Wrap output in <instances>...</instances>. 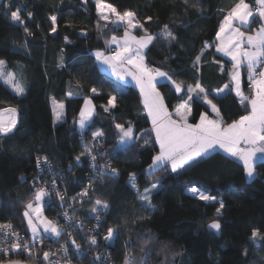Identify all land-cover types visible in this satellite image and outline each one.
<instances>
[{
	"label": "trees",
	"instance_id": "obj_1",
	"mask_svg": "<svg viewBox=\"0 0 264 264\" xmlns=\"http://www.w3.org/2000/svg\"><path fill=\"white\" fill-rule=\"evenodd\" d=\"M111 4L119 12L132 11L155 39L145 51L148 65L167 72L173 80L182 83L183 91L176 93L171 82L157 85L165 105L173 110L186 100L188 86L196 83L209 93V98L220 109V118L229 124L247 114L234 91L217 94L225 84L232 87L231 63L215 51L214 38L227 10L238 0H100ZM31 34L23 26L14 24L10 14L0 7V60L15 74L24 87L22 95L0 82V109L14 106L18 110L16 129L0 134V223L12 220L20 231L29 229L26 205L34 200L37 159L45 157L57 173L64 175L66 190H75L89 181L88 157H75L92 147V133L103 131L100 141L98 166L111 164L118 170L115 176L97 174L92 189L82 202L79 216L85 222H94L92 209L97 199L110 208L100 215L99 230L84 228L73 231L71 238L64 234L69 245L76 243L88 253L76 264H264V237L252 238L258 228L264 232V159L255 164V179L249 180L243 164L220 151L198 159L177 172L170 165L149 175L147 167L159 151L149 130L150 121L142 104L140 92L133 85H122L104 73L98 66L93 51H110V40L121 35L122 29L101 19L97 12L98 0H13ZM27 12L33 16L29 20ZM55 15L56 31L52 32L50 17ZM151 17V20H147ZM167 30L176 36L171 45L163 39ZM257 22L253 21L252 26ZM136 34L144 31L137 28ZM170 39V38H169ZM212 45L205 47V43ZM199 64L194 66L197 55ZM95 87L98 94H93ZM244 78L243 90L249 94ZM71 93V95H69ZM202 95L192 93L191 122L201 113L212 115ZM110 96H116L117 106L110 112L104 107ZM90 99L95 113L84 130L78 126L79 113L85 99ZM63 104V119L53 122V101ZM131 123L137 138L125 148L114 125ZM147 141V143L145 142ZM92 150L99 152L98 147ZM71 166V170L68 167ZM135 177L137 189L143 193L153 183L150 204L153 210L140 206L136 189L129 180ZM196 185L205 193L223 201L225 207L217 216L216 202H205L189 195L185 189ZM45 216L62 224L57 209L48 205ZM219 219V232L207 225ZM109 228L119 233L111 243L104 237ZM95 235L97 245H90ZM151 241L145 244V241ZM258 244V246H257ZM105 249L104 261L92 260L94 253ZM58 248L48 242L36 245L31 254L15 256L29 263L44 264L43 253L59 255ZM147 253V255H145Z\"/></svg>",
	"mask_w": 264,
	"mask_h": 264
},
{
	"label": "snow or ice",
	"instance_id": "obj_2",
	"mask_svg": "<svg viewBox=\"0 0 264 264\" xmlns=\"http://www.w3.org/2000/svg\"><path fill=\"white\" fill-rule=\"evenodd\" d=\"M185 2H187V0H185ZM256 4L259 5L257 13L261 20V26L254 35L246 34L241 31L239 27H234V22L236 21H238L241 26L250 24L253 11L246 0H238V2L227 11L216 33L217 40L220 42L217 45V51L224 52L226 55L231 56L234 62L233 71L231 73V80L234 84V88L230 87L229 84H225L223 88L217 90V94L223 93L225 89H229L230 91H235L237 96H241L240 73L238 69L242 62V58L247 62L248 76L254 90L250 99L241 96L240 103L245 104V101H247L245 104L246 109L250 105V110L247 111V114L240 116L238 120H234L230 124H225L222 118H219L220 109L217 107V104L209 98V93L206 92L200 83H196L194 88L188 86V98L176 106L174 112H170L165 105L164 97L156 87L158 83L157 78H166L169 80L176 93H181L184 90L182 83L176 82L167 72L161 71L159 68L148 67L144 63V58L141 55L142 49L146 48L158 37L147 32L144 25L136 20V14L134 12L124 11L121 13L111 4L100 5V0H98V12L101 10V7L107 8L108 13L117 16L118 21L125 26L124 43L122 45L119 44L118 38L113 36L112 43L117 44L114 53L106 56L103 52H97L96 58L105 64H109L112 67V71L121 79L131 77L140 89L147 115L151 118L153 126L152 131L155 133L156 142L159 144V153L152 158L153 162L149 165V175L162 167H167L169 164L171 166V171L177 172L178 169H183L185 166L190 165L198 159H204L210 156L211 153L219 147L231 157H235L238 161L242 162L244 172L249 180L255 179L257 153L264 154V0H256ZM0 7H2L7 14H10L11 21L14 24L18 23L23 26L25 33L31 34L25 19L21 15L24 11L22 7H15L13 0H0ZM32 16V12H27L29 20ZM101 19L107 21L108 16L102 14ZM50 20L52 23L51 31L55 32L57 18L55 15H52ZM147 20H151V17H148ZM164 27L163 39L167 40L168 44L171 45L177 38L173 33L167 30V25ZM137 28L142 29L144 34L140 36L131 35L130 30ZM225 34H227L226 40L224 38ZM245 40L248 48L243 47ZM211 46L212 45L207 42L205 43V47ZM202 54L203 53L196 56L194 66L199 64ZM5 64L6 61L0 60V79H4L6 83L11 84L16 95H22L24 93V87L23 84L16 79L15 74L9 72L5 77ZM124 65H128V68L125 69L123 67ZM257 67H260L262 70L257 72ZM91 92L93 94H98V90L95 87L91 88ZM194 92L197 93V95L203 94V102L210 107L211 111L215 113L216 117L219 119H211L207 113H201L198 123L189 122V118L192 116L190 101L193 99L192 93ZM69 95H71V93H69ZM116 106V96H110L107 100V104L103 107L105 112H110L112 109L116 108ZM58 107L62 110L63 104H60ZM8 111L13 115L7 123L0 120V134L2 135H8L16 128V109L13 108ZM93 113L94 108L92 107L91 100L86 98L84 107L79 113L80 118L78 123L81 130L86 128L87 122L91 120ZM56 116L57 119H61L62 112H57ZM114 127L119 134L120 141L123 143L127 144L136 138L131 123L127 125L116 123ZM103 137V131L92 133V147L85 144L84 151L75 157V161L78 164L81 160V156L87 155L91 158L93 162L92 167L97 170L98 174L110 177L115 176L118 174L117 169L111 168L108 164L100 165L99 167H97L96 164L97 154L93 153L92 148L98 147ZM145 142L147 143V141ZM44 160L45 163H47L46 157ZM37 164L38 166L40 164L39 158L37 159ZM69 170H71V166ZM37 183H39V181L34 180V188ZM130 186L132 189H136V195L140 201V206L148 210H153L150 200L152 190L156 189L158 185L153 183L151 188L146 189L143 193L139 192L134 181H130ZM51 191H55L59 199L64 201L65 197L56 189L54 179ZM91 191H94V189L91 188L90 184L82 193L78 194L81 196V202L83 197L88 196ZM187 191L201 201L218 203L219 207L216 208L217 216L221 214V210L225 207L223 201H216V197L205 193L194 184L190 185ZM49 194V191L43 187L35 188L33 193L36 202L42 201ZM73 200H75V197H73ZM95 205H97V207L92 209V213L95 214L94 218L97 220L99 226L100 215L106 214V210L110 208V205L107 202L102 203L99 199L95 201ZM26 207L32 209L33 204L29 202ZM35 211L39 213L38 208L35 209ZM24 216L28 218V225L33 234V244L38 239L42 240V237H39L37 234L38 230L32 220L31 213L26 211ZM37 218H39V216ZM41 222L43 223L44 232H51L56 237L62 234L61 229L57 227L55 222L47 218H44ZM221 227L219 219L213 220L208 224L209 229L216 230L217 232L220 231ZM5 228L10 229L11 225L0 224V229ZM13 234L16 235V241L11 244V248L7 251L27 250L30 255L31 246L26 242L22 243L18 234ZM117 235H119L118 232L113 228H109L107 235L104 237V241L106 243H111ZM251 236L252 238L257 236L264 237V232H261L258 228H254L251 232ZM4 239L7 240L8 237L5 236ZM151 239L152 238L149 237V240L144 243H149ZM89 243L90 245H97L95 235L89 237ZM71 244L79 251L80 245L76 244L74 239L71 240ZM3 251L5 250L0 249V252ZM145 255H147V253H145ZM43 257L44 260H48L49 252L45 251ZM97 259H100V257H97ZM0 264H2V262H0ZM8 264H20V262L9 260Z\"/></svg>",
	"mask_w": 264,
	"mask_h": 264
},
{
	"label": "built area",
	"instance_id": "obj_3",
	"mask_svg": "<svg viewBox=\"0 0 264 264\" xmlns=\"http://www.w3.org/2000/svg\"><path fill=\"white\" fill-rule=\"evenodd\" d=\"M258 8L259 7L257 4L253 5L254 12H257ZM115 50L116 49H113L111 51V53L113 54ZM261 70L262 69L260 67H257V72H259ZM13 108L16 109L15 119L17 121V124H16V127H17L18 122H19V114H18L17 108L14 106H7L4 108H1L0 109V120L7 123L12 118V115H13L8 110L13 109ZM98 148H99V152L95 153L93 151L94 154H97V158H96L97 167H99L98 166L99 157H103V155H104L100 151V148H101L100 144H99ZM87 157H88V172L86 173V176H87V178H89V181H87L85 185H83V186L79 187L77 190H75L72 195L69 194L70 191L66 190V186H65L66 182L64 181V175L62 173H57L48 159H47V163H45V160L42 159V160H40L39 166L37 164V167H38L37 171L38 172L34 176V180L39 181V183H37L38 188L43 187L46 190H48L50 193L48 196H46L39 203H41L43 209L48 205L49 206L53 205V207L57 209L58 218L63 221L62 224H60V225L57 224V227L59 229H61L62 233L64 234V237L71 238L73 231L83 230L84 228L91 230V231H94V232L99 230V226H98L97 220L95 218H94V222L88 223V222L84 221L82 216L78 215L79 214L78 212L82 207V202L88 197V196L83 197V200L81 202V196L78 194L82 193L90 184L92 187V185H93L92 180L94 179V176L97 174V170L93 169V167H92L93 162H92L91 158L89 156H87ZM108 165H110V167L112 168L111 164H108ZM53 179L55 180L56 189L59 191V193L61 195H63L65 197L64 201H61L59 199V197L56 195L55 191H51ZM187 188L185 189V191L189 195L193 196L191 193H189L187 191ZM73 197H75V200H73ZM34 203H36L35 198L32 201V204H34ZM65 214H67V215H65ZM99 219H100V223H101V221H102L101 216L99 217ZM100 223H99V225H100ZM0 224L11 225L10 229H8V228L0 229V249L5 250L3 252H0V261H2V262H6V261H9L12 259H16V258H14L15 256H21V255H28L29 254V252L27 250L7 251L8 249L11 248V244L16 241V235H14L13 233L18 234L22 243L26 242L29 246H31V251H32V248L34 246L43 244V242H48L49 245H52L53 247L58 248L57 250L59 251L60 254L54 255L53 257H49L48 260L44 261V264H76L77 263L76 260L81 261V258L84 257L85 254H87L89 252L88 249L82 247L79 243H78V245H80V249H79V251H77L75 246L69 245L66 242L65 238L61 237L60 239H57L55 237V235L52 234L51 232L46 233V232H43L41 230H39L37 232V234L39 237H42V240L38 239L33 244V234L31 232L30 227H29V229H27L25 231H22V230L20 231V229L15 225V223L12 220L4 221ZM5 236L8 237L7 240L4 239ZM105 249L106 248H103L100 252L91 254V255H93L92 260L96 261L97 263H101L102 261H104L102 259V257L105 255L104 254ZM97 257H100V259H97ZM74 258H76V260H74ZM104 263L105 264H113L112 262L107 261V259L104 261Z\"/></svg>",
	"mask_w": 264,
	"mask_h": 264
},
{
	"label": "crops",
	"instance_id": "obj_4",
	"mask_svg": "<svg viewBox=\"0 0 264 264\" xmlns=\"http://www.w3.org/2000/svg\"><path fill=\"white\" fill-rule=\"evenodd\" d=\"M246 2L247 3H249V5H250V7H251V9H252V11H253V17H251L250 18V24L249 25H247V26H241L240 24H239V22L238 21H236V22H234V27H239L240 28V30L241 31H243V32H245L246 34H252V35H254L255 33H256V31L260 28V26H261V20H260V17L258 16V13L257 12H254V10H253V5L254 4H256V0H246ZM100 4H107V3H104V2H101ZM258 7H259V5H258ZM97 8H98V5H97ZM230 10V9H229ZM228 11V10H227ZM227 11H226V13H227ZM98 12V11H97ZM226 13H225V15H226ZM98 14H100V12H98ZM223 20V19H222ZM253 21H255V22H257V25L256 26H252V22ZM222 22V21H221ZM221 24V23H220ZM220 27V26H219ZM135 30L136 29H131L130 30V33H131V35H133V36H140V35H143L144 33H142V34H136L135 33ZM218 30H219V28H218ZM124 32H125V29H124V31L122 32V34L121 35H118V36H116L117 38H118V42H119V44H123L124 43V40H123V38H124ZM218 32V31H217ZM150 34V33H149ZM151 35H153V34H151ZM154 36V35H153ZM224 38H225V40L227 39V34H225L224 35ZM220 42L217 40V37L215 36V38H214V47H215V51L218 53V54H220L221 56H223V57H225L228 61H230V63H231V71H230V73H232V71H233V61H232V58H231V56H229V55H226L224 52H218L217 51V45L219 44ZM150 46V44L146 47V48H144V49H142V51H141V55L143 56V58H144V63L148 66V67H150V68H155V67H152V66H150V65H148V63L146 62V60H145V51L147 50V48ZM109 47L111 48V50L110 51H102V50H96V51H93V54H94V56H95V58H96V53L97 52H103L106 56H109V55H112V53H111V51L113 50V49H116L117 48V44H114V43H112V38H111V40H110V43H109ZM243 47L244 48H248V45H247V42H246V40H245V42H244V44H243ZM96 60H97V63H98V66H99V68L104 72V73H106L108 76H110V77H112L114 80H116L117 82H119L120 84H122V85H128V84H131V85H133L135 88H137V90L140 92V89H139V87L136 85V83H135V81H133L132 79H131V77H125L124 79H121L120 77H118L113 71H112V67L109 65V64H105V63H103L101 60H98L97 58H96ZM125 69H127L128 68V65H124L123 66ZM239 73H240V86H241V88H240V90H241V96H243V97H248L249 99L252 97V95H253V92H254V90H253V87H252V85H251V81L249 80V76H248V69H247V62H246V60H243V58H242V62H241V64H240V66H239ZM161 71H163V70H161ZM165 72V71H164ZM170 76V75H169ZM244 78L247 80V82H248V87H249V94H247L246 95V93L244 92V90H243V82H244ZM158 79V83H157V85L160 83V82H163V81H167V82H170L169 80H167L166 78H157ZM233 83V82H232ZM157 85H156V87H157ZM224 87V86H223ZM222 87V88H223ZM232 88H234V84L232 85ZM158 89V88H157ZM229 89H225V91L223 92V93H225V92H227ZM235 92V91H234ZM216 93H217V91H216ZM223 93H220V94H223ZM140 95H141V93H140ZM241 96H238L239 97V99L241 100ZM141 100H142V104H143V106H144V103H143V97L141 96ZM92 103V102H91ZM182 103V102H181ZM180 103V104H181ZM179 105V104H178ZM177 105V106H178ZM250 106V105H249ZM83 107H84V105H83ZM82 107V108H83ZM92 107L94 108V105L92 104ZM144 109H145V106H144ZM170 112H174L175 111V108L173 109V110H170V109H168ZM145 112H146V114H147V110L145 109ZM212 112V111H211ZM148 116V115H147ZM209 116V118H211V119H219L218 117H216V115H215V113H213L212 112V115H208ZM190 118H191V116H190ZM190 118H189V122L190 123H198L199 122V119L196 121V122H191L190 121ZM148 119H149V121H150V127H149V130L152 132V134H153V136H154V138H155V133L152 131V122H151V118L148 116ZM239 119V118H238ZM237 119V120H238ZM90 121V120H89ZM88 121V122H89ZM87 122V123H88ZM232 123V122H231ZM230 124V123H229ZM134 128V127H133ZM134 135H135V130H134ZM138 136V135H137ZM137 136L135 135V137L137 138ZM135 138V139H136ZM134 139V140H135ZM133 140V141H134ZM156 140V139H155ZM132 141H130V142H128L127 144H125V143H123L122 141L120 142V146L122 147V148H125L128 144H130ZM157 144H158V142H157ZM158 146H159V144H158ZM215 151H220V152H223L224 154H227V153H225L224 152V150L223 149H220L219 147H217L213 152H215ZM212 152V153H213ZM159 153V151L155 154V155H157ZM227 155H229V154H227ZM230 156V155H229ZM234 159H236L235 157H233ZM264 159V154H261V153H257V160H256V162L257 161H259V160H263ZM237 160V159H236ZM152 162H153V160H152ZM152 162H151V164H152ZM240 162V161H239ZM242 163V162H241ZM150 164V165H151ZM170 165V164H169ZM171 167V166H170ZM147 168H149V166L147 167ZM36 206H37V204H35ZM35 205L33 206V207H35ZM36 208H34V209H30L31 210V212H34V210H35ZM42 212V211H41ZM42 214H44V212L42 213ZM45 215V214H44ZM27 220H28V218H27ZM41 231H43L44 232V229L43 228H41L40 229Z\"/></svg>",
	"mask_w": 264,
	"mask_h": 264
},
{
	"label": "rangeland",
	"instance_id": "obj_5",
	"mask_svg": "<svg viewBox=\"0 0 264 264\" xmlns=\"http://www.w3.org/2000/svg\"><path fill=\"white\" fill-rule=\"evenodd\" d=\"M100 3H101V2H100ZM100 5H105V4H100ZM99 12H100V14H99L100 16H101L102 14L108 16V20L106 21V20L103 19L104 21L110 23L113 27H115V28H119V29H122V31H124L125 26L123 25V23H121L120 21H118L117 16H115V15H113V14H109L107 8L101 7V10H100ZM117 36H118V35H117ZM4 72H5V77L7 76V73L11 72V71L8 69V67H7L6 64H5V66H4ZM0 82L6 84L7 86H9V87L13 90L12 85L9 84V83H6L4 79H0ZM13 91H14V90H13ZM60 104H62V103H61V102H58V101H55V100H54L53 103H52V106H53V114H54V117H53V122H54V124H59V123L62 121V119H63V109L61 110V109L58 107ZM57 112H62V118H61V119H57V116H56V113H57ZM94 113H95V109H94ZM94 113H93V115H94ZM79 118H80V117H79ZM78 126H79V123H78ZM120 142H121V141H120ZM147 170L149 171V168H147ZM130 181H134L135 184H136L135 177H132V178L129 180V184H130ZM136 185H137V184H136ZM150 188H151V187H150ZM152 192H153V190H152ZM35 204H37V206H36ZM34 205H35V207H33L32 209H34V208L37 209V208H38V209H39V213H37L35 210H34V212H31L30 209H28V212L31 213L32 220H33L34 224L36 225L37 230L39 231L41 228L44 229V227H43V223H42L41 221H42L44 218H47V217H46L44 214H42L44 211H43V207H42L41 203L36 202V203L33 204V206H34ZM41 211H42V212H41ZM38 216H39V218H37ZM47 219H48V218H47ZM48 220H49V219H48ZM47 233H50V232H47ZM257 246H258V244H257Z\"/></svg>",
	"mask_w": 264,
	"mask_h": 264
},
{
	"label": "water",
	"instance_id": "obj_6",
	"mask_svg": "<svg viewBox=\"0 0 264 264\" xmlns=\"http://www.w3.org/2000/svg\"><path fill=\"white\" fill-rule=\"evenodd\" d=\"M75 160V159H74ZM75 163L77 164V162L75 161ZM82 164V159L80 160V162L77 164L78 166H80ZM70 167V166H69ZM69 167H68V170H69ZM207 227H208V225H207ZM13 261H19L20 262V264H35V263H29V262H26V261H24V260H21V259H12ZM0 262H2V261H0ZM2 264H8V261H6V262H2Z\"/></svg>",
	"mask_w": 264,
	"mask_h": 264
}]
</instances>
